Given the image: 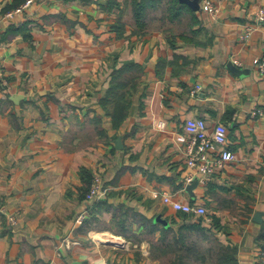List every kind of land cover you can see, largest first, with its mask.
<instances>
[{
    "label": "crops",
    "instance_id": "1",
    "mask_svg": "<svg viewBox=\"0 0 264 264\" xmlns=\"http://www.w3.org/2000/svg\"><path fill=\"white\" fill-rule=\"evenodd\" d=\"M23 1L0 0V14ZM181 1L197 18L196 42L158 28L134 32L124 0H49L25 17H0L8 78L0 81V264H172L159 228H172L173 240L199 218L162 194L211 217L201 221L207 232L183 233L191 252H179L181 264H219L221 255L264 264V71L253 63L264 59V22L255 18L264 0H212L214 16L199 0ZM246 27L253 31L243 41ZM128 63L141 67L138 87L114 127L102 100L113 71ZM254 108L263 114L252 116ZM196 118L208 129L223 123L235 157L205 182L183 152L184 125ZM95 172L105 192L77 225Z\"/></svg>",
    "mask_w": 264,
    "mask_h": 264
},
{
    "label": "built area",
    "instance_id": "2",
    "mask_svg": "<svg viewBox=\"0 0 264 264\" xmlns=\"http://www.w3.org/2000/svg\"><path fill=\"white\" fill-rule=\"evenodd\" d=\"M49 0H24L14 8L3 12L0 17L11 18L14 14L27 16L28 8L33 3H45ZM203 11L208 12L214 16L216 14V8L214 7L212 0H199ZM256 20L258 22H264V9H258ZM253 31V28L246 27L242 34V40H247ZM233 63L239 64V61L234 58ZM254 65H257L259 69L264 71V59L261 61L258 58L253 59ZM0 81L2 85L8 83V78L1 64L0 57ZM200 90V86H195L190 89L191 94H195ZM252 116H259L263 114V111L259 108H254L250 112ZM165 126L163 121L156 123L157 129H163ZM184 128L188 133V137L183 146V152L185 155L186 164L194 167L200 175V181H207L211 174L219 168H222L226 163L234 160V154L225 148L227 128L223 123L217 122L212 129H208L205 120L201 118L189 119L186 121ZM193 176L188 175L185 177L186 182H191ZM104 184L101 175L94 173L88 191L85 193L83 200L81 201L82 207L78 210L74 217V223L79 225L82 224L87 216V208L90 207L91 203L98 200L105 192ZM154 197H158L159 194L155 192ZM161 199L165 204H169L176 211L185 213L194 217H203L206 222H211V217L207 213L205 206L191 203H182L174 200L170 194H162ZM10 225H15L16 221L13 216L8 217ZM61 243L69 247L71 244H77L76 241L62 240ZM52 264V263H50ZM102 264H112L104 262Z\"/></svg>",
    "mask_w": 264,
    "mask_h": 264
},
{
    "label": "trees",
    "instance_id": "3",
    "mask_svg": "<svg viewBox=\"0 0 264 264\" xmlns=\"http://www.w3.org/2000/svg\"><path fill=\"white\" fill-rule=\"evenodd\" d=\"M130 3V9L132 12V17L135 30L134 32L139 34H145L148 29L153 28L148 24H144V17L147 12V8H160L164 16L158 19H152L153 23H156L155 28L168 33L171 35L172 39L180 38L181 40H185L188 42H196L195 39V31H191L189 27H191L194 23H197V18L192 14L191 9L187 7L185 4L181 3L180 0H125V2ZM187 18L189 20L188 23V31L185 29L180 31L175 28L176 22H180V20ZM146 29V31L144 30ZM193 36V37H191ZM141 67L135 63H128L126 65L121 66L119 69L113 71L111 75V80L109 83L107 95L102 100L103 107L107 110V113L112 117L113 126L117 127L121 122L125 119L128 113V109L131 103V98L137 90L138 80L137 76ZM108 107L110 108L108 110ZM84 171V169H81ZM92 177V176H91ZM90 180L86 187V190L82 194V198L84 197L85 192L88 190L90 185ZM101 202L97 203L99 205ZM125 214V213H124ZM184 215H187L184 213ZM118 216H115L116 219ZM199 221L192 225H184L179 228L178 237L176 236L173 240H168L166 236L169 232H172L173 229L168 227H161V243L165 246L166 253H175L172 264H181L183 260V256L179 254L181 250H185L186 253H190L191 249L186 245V236L183 235L186 233H205L207 230L201 225V221L203 217H198ZM214 218V217H213ZM144 222L145 227L148 228V223H151L150 219L141 218ZM119 223L121 220H118ZM215 226L218 228L219 225L214 221ZM158 229V227H154L151 225L149 228L150 232ZM175 233V232H174ZM217 261L219 264H231V259L226 256H218Z\"/></svg>",
    "mask_w": 264,
    "mask_h": 264
},
{
    "label": "rangeland",
    "instance_id": "4",
    "mask_svg": "<svg viewBox=\"0 0 264 264\" xmlns=\"http://www.w3.org/2000/svg\"><path fill=\"white\" fill-rule=\"evenodd\" d=\"M131 7H130V3L128 4L127 3V1L125 2V0H124V3H123V9H122V17L123 18H127V14L129 13L130 15H131V20L130 21H132L133 20V17H132V12H131V9H130ZM153 11H156V13H157V11L159 12L158 14H156V17H154V18H151L150 17V19H149V21L147 22V24L148 25H150L151 27H153V28H155V25H156V23H153L152 22V19H158V18H160V17H162V16H164V14L162 13V11L160 10V9H157V10H153ZM148 12V11H147ZM146 12V13H147ZM147 16V15H146ZM145 16V17H146ZM145 17H144V19H145ZM183 18H185V17H183ZM188 23H189V20L187 19V18H185V19H182V20H180V22H176V24H175V28L176 29H178V30H180V31H183L185 28H186V26H188ZM145 31H146V29H144ZM186 30V29H185ZM95 173H98V174H100L99 172H95ZM94 174V173H93ZM93 174H92V176H93ZM92 178V177H91ZM91 182V181H90ZM90 186V185H89ZM88 189H89V187H88ZM88 191V190H87ZM86 191V192H87ZM85 192V193H86ZM85 195V194H84Z\"/></svg>",
    "mask_w": 264,
    "mask_h": 264
},
{
    "label": "water",
    "instance_id": "5",
    "mask_svg": "<svg viewBox=\"0 0 264 264\" xmlns=\"http://www.w3.org/2000/svg\"><path fill=\"white\" fill-rule=\"evenodd\" d=\"M180 2H182V1L180 0Z\"/></svg>",
    "mask_w": 264,
    "mask_h": 264
}]
</instances>
